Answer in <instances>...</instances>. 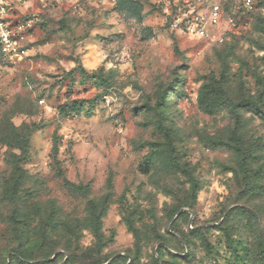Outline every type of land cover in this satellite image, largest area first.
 Segmentation results:
<instances>
[{
	"label": "rangeland",
	"instance_id": "1",
	"mask_svg": "<svg viewBox=\"0 0 264 264\" xmlns=\"http://www.w3.org/2000/svg\"><path fill=\"white\" fill-rule=\"evenodd\" d=\"M0 2V264H264V0Z\"/></svg>",
	"mask_w": 264,
	"mask_h": 264
},
{
	"label": "built area",
	"instance_id": "2",
	"mask_svg": "<svg viewBox=\"0 0 264 264\" xmlns=\"http://www.w3.org/2000/svg\"><path fill=\"white\" fill-rule=\"evenodd\" d=\"M245 7L250 8L252 0H243ZM5 14V6L0 2V15ZM163 20L173 30H179L188 34L207 36L211 27L219 20L220 9L217 4L212 5L206 12L194 15L186 14L180 9L173 10L165 7L163 9ZM12 32L0 21V47L5 53L13 50L14 41Z\"/></svg>",
	"mask_w": 264,
	"mask_h": 264
},
{
	"label": "trees",
	"instance_id": "3",
	"mask_svg": "<svg viewBox=\"0 0 264 264\" xmlns=\"http://www.w3.org/2000/svg\"><path fill=\"white\" fill-rule=\"evenodd\" d=\"M72 73H73V70H71V71L69 72L70 75H72ZM192 188H193V190H194V192H195V191L197 190V186H196V184H193V185H192ZM180 214H182V212H181ZM180 214H179L177 217H179Z\"/></svg>",
	"mask_w": 264,
	"mask_h": 264
},
{
	"label": "water",
	"instance_id": "4",
	"mask_svg": "<svg viewBox=\"0 0 264 264\" xmlns=\"http://www.w3.org/2000/svg\"><path fill=\"white\" fill-rule=\"evenodd\" d=\"M183 211H184V209H181L177 215H179V214H180L181 212H183Z\"/></svg>",
	"mask_w": 264,
	"mask_h": 264
}]
</instances>
